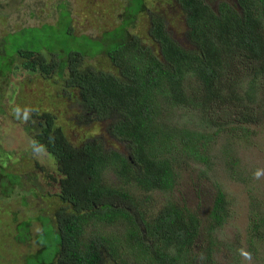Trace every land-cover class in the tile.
Segmentation results:
<instances>
[{
    "label": "trees",
    "instance_id": "trees-1",
    "mask_svg": "<svg viewBox=\"0 0 264 264\" xmlns=\"http://www.w3.org/2000/svg\"><path fill=\"white\" fill-rule=\"evenodd\" d=\"M65 1L69 20L62 23L73 36L76 28ZM134 1L131 6L129 0H122L128 6L123 7L117 28L103 32L99 39L85 36V44H93V50L7 48V39L15 32L0 40V105L10 75L14 69H23L36 75L29 82L42 80L50 86L58 103L74 99L93 120L115 118L111 137L128 151L107 150L102 134L90 132L72 143L60 126L63 113L48 112L42 102L40 109L31 108V116L21 115L27 111L22 102L10 108L18 121L40 120L42 128L33 142L54 158L62 177L60 191L49 195L59 202L55 228L62 235L44 226L40 236L52 230L56 241L67 247L56 248L49 264H100L99 245L116 264H213L220 251L217 234L229 221L232 203L218 184L212 207L203 218L170 200L154 216L148 215L135 195L171 193L178 185V158L210 169L212 144L220 134L228 143L226 150L232 152L240 135H256V129L264 127V0L216 4L168 0L185 19L191 48L172 37L162 14L150 13L153 2ZM59 11L58 7L57 19L46 27L60 24ZM139 17L148 21V43L134 32ZM34 27H23L21 33ZM103 55L111 65L108 70L92 63ZM75 115L86 117L80 112ZM227 163L234 176L244 175L239 160ZM108 170L116 176L115 184L105 181ZM19 183L20 177L0 165L3 197ZM119 197L124 208L114 204L113 199ZM105 198L110 203H104ZM248 213L246 251L253 255L264 242V201L251 195ZM120 220L124 221L120 239L112 235L93 239L95 233H91L89 241H82L87 229L113 227ZM224 248L241 264L246 251L230 244Z\"/></svg>",
    "mask_w": 264,
    "mask_h": 264
},
{
    "label": "rangeland",
    "instance_id": "rangeland-1",
    "mask_svg": "<svg viewBox=\"0 0 264 264\" xmlns=\"http://www.w3.org/2000/svg\"><path fill=\"white\" fill-rule=\"evenodd\" d=\"M64 1L0 0V40L7 34L15 32L7 39V48L16 50L24 47L39 52L44 48L54 47L61 51L64 49L63 46L67 49L93 50V44H85L88 41L84 34L99 39L103 32L117 28L122 18L123 7L128 6V3L123 6L122 0L65 1L76 28V35L70 36L66 24L62 23L69 20ZM148 1L153 2L150 4V13L162 14L172 37L188 47L185 19L179 7L168 0ZM219 1L231 3L233 0H212V3L216 4ZM129 3L135 6L134 0H129ZM58 7L60 24L53 25L49 29L45 24L54 23L57 19ZM148 26L147 19L139 17L134 28L135 34L142 37L146 43L149 42L146 41ZM23 27L34 28H28L26 33L22 34ZM92 63L106 70L111 67L105 55L96 57ZM29 77L35 79L36 75L23 69H14L6 86L3 103L0 105V165L10 174L20 177V183L12 187V192L8 196L3 197L0 194V264H49L54 260L57 252L56 236L52 230L45 236H40L44 226L57 227L54 211L59 207V202L55 196L49 195L56 193L58 187L48 178L49 174L56 172V163L45 148L33 142L34 135L42 128L40 120L18 121L10 113V108L22 102L27 107V111H22L26 113L21 115L31 116V108L40 109L38 103L42 102L48 112L63 113L60 126L72 143L80 137V134H89L88 128L92 127L88 116L79 119L75 115L78 113V101L65 99V103H58L53 99L50 86L42 83V80H37V83L29 82ZM107 121L111 123L110 119ZM106 129L107 127H104L103 132L101 129L97 133L102 134L99 136H103L106 149H111L115 144L125 153L127 147L124 144L118 145L114 138L105 135ZM256 130L258 132L256 135H240V140L237 139L235 142L236 151L232 150V152L226 150L228 143L225 136L220 134L217 141L212 144L210 169L185 157L178 158V185L171 193L135 195L148 215L154 216V211L170 200L172 203L185 204L203 218L212 207L216 195L215 185L218 184L232 203L229 221L217 234L220 251L216 254L213 264H236L232 260V254L224 250L226 244L239 246L243 252L249 248L250 196L255 195L264 201V127ZM212 132L215 130L212 129ZM232 158L241 162L244 171L241 177L234 176L227 169L229 166L227 161ZM257 170L262 172L259 179L254 176ZM116 179L111 170L105 173L107 183L115 184ZM2 188L4 189V186ZM114 204L119 205V202L114 201ZM24 223H27V226ZM91 231L97 234L106 232V235H112L118 240L124 229L119 223L113 227L104 225L95 229L89 228L85 231L82 241L87 242L90 239L88 232ZM23 237L25 240L21 242L20 238ZM257 249L258 252H254L253 255H243L241 264H264V242L260 243ZM104 264H115V262L106 258Z\"/></svg>",
    "mask_w": 264,
    "mask_h": 264
},
{
    "label": "flooded vegetation",
    "instance_id": "flooded-vegetation-1",
    "mask_svg": "<svg viewBox=\"0 0 264 264\" xmlns=\"http://www.w3.org/2000/svg\"><path fill=\"white\" fill-rule=\"evenodd\" d=\"M87 37L89 36V37H92V36H90V35H88V34H85ZM92 38H94L95 39V37H92ZM187 44H188V42H187ZM77 110H78V112H80V113H84L85 114V116L87 117H89L90 118V120H89V122H92V127L90 128H88L89 129V132L90 133H99L98 131L99 130H101V129H103L101 132H103L104 131V127H107V129L105 130V135H108V136H112V133H111V126H112V123L116 120L115 118H107V119H104V120H100V119H98V121H96V120H93L92 119V117H90L91 115L89 114V113H85V112H87V110H85V107H84V105H82V104H78V107H77ZM111 120V123H110V121H107V120ZM95 122H97L98 123V125H95ZM106 144V143H105ZM113 147L114 148H111L112 150H114V151H118L119 153H122V154H127L128 153V151H125V153L118 147H116V145H113ZM44 149V148H43ZM56 168H57V166H56ZM48 178H50L51 180H52V182L55 184V186H57L58 187V190H57V192H59L60 191V186H61V179H62V177L58 174V170H56V172H54L52 175L51 174H49V177ZM117 181V180H116ZM106 199V198H105ZM114 201H118L119 202V206L120 207H122V208H124L125 207V202H124V200L123 199H121L120 197L117 199V198H114L113 199ZM104 203H110V200H108V199H106V201L104 202ZM135 218H137L135 215H133ZM138 221V220H137ZM119 226H121L122 228H124V221L123 220H120L119 222ZM98 227H101V226H98ZM102 227H103V225H102ZM55 228V227H54ZM91 229H95V228H91ZM55 230H56V233H57V235L58 236H61L62 235V232L60 231V229H56L55 228ZM88 230V229H87ZM93 231H91V232H88V234L90 235L89 236V238L91 239V233H92ZM124 232V231H123ZM123 232H122V234H123ZM144 232V231H143ZM107 233L105 232V233H103V234H100V233H95V235H92V237H93V239H96V235H98V237H100V235H104V236H108V235H106ZM56 235V236H57ZM90 239H88V241L90 240ZM67 246H66V244H64V243H62L60 240L58 241H56V248L58 249V250H63V249H65ZM99 248H100V253H101V256H103V260L100 262V264H104V262H105V260H106V258H109L110 259V261L111 262H114L111 258H110V256H108L106 253L105 254H103V251H105L106 249L104 248V246L103 247H101V245H99L98 246ZM57 260V259H56ZM116 264V263H115Z\"/></svg>",
    "mask_w": 264,
    "mask_h": 264
},
{
    "label": "clouds",
    "instance_id": "clouds-1",
    "mask_svg": "<svg viewBox=\"0 0 264 264\" xmlns=\"http://www.w3.org/2000/svg\"><path fill=\"white\" fill-rule=\"evenodd\" d=\"M261 175H262V172L259 171V170H257V171L254 173V176H255L256 179H259ZM243 255L248 256L249 254H248V253H243Z\"/></svg>",
    "mask_w": 264,
    "mask_h": 264
}]
</instances>
